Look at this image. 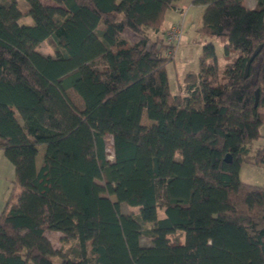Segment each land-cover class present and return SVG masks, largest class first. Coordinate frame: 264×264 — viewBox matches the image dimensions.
I'll return each instance as SVG.
<instances>
[{"label":"trees","instance_id":"16d2710c","mask_svg":"<svg viewBox=\"0 0 264 264\" xmlns=\"http://www.w3.org/2000/svg\"><path fill=\"white\" fill-rule=\"evenodd\" d=\"M24 1L0 0V264H264V186L239 175L264 166V0H191L201 54L177 92L150 32L178 0Z\"/></svg>","mask_w":264,"mask_h":264},{"label":"rangeland","instance_id":"374dc122","mask_svg":"<svg viewBox=\"0 0 264 264\" xmlns=\"http://www.w3.org/2000/svg\"><path fill=\"white\" fill-rule=\"evenodd\" d=\"M18 5L20 7H25L26 3L24 0H19ZM200 8H201L200 5H195V4H189L188 6H186V13L182 22V36L174 52V59L167 64V75H168L170 89L172 92L178 91V84L188 70L190 69L196 70L198 67V57L201 54V47H202V37L197 32V28L201 24V17H202V11ZM174 17L175 15L170 16V18H174ZM21 21L27 24L33 23L32 18L30 16L22 17ZM185 27L187 33L185 32ZM154 35L155 34L153 32H150L151 38H153ZM131 37H134V35H131ZM213 41L215 45L217 58L219 60V63L222 64L223 63L222 44L217 38H213ZM95 44L100 51L103 50V48L100 47L99 44H97L96 42ZM38 49L41 52L51 53L52 48L50 45V41L44 40L42 43L39 44ZM143 116H144L143 122L149 123V119L145 115ZM260 132H261V137H259L257 142L260 141L264 142V123L260 127ZM108 143H110V141ZM39 151L40 152L44 151V145L39 146ZM108 156L109 158L112 159L111 154H109ZM40 158H41L40 155H38V160ZM239 173L242 180L249 183H255L264 186V167L252 165L245 162L241 165ZM110 197L112 200H115V197L113 195H110ZM119 206L122 212L135 211L137 209V207L128 206L123 202H121ZM46 235L50 239V241L52 242L55 248H59L60 246L65 245V243L61 240L60 232L47 231ZM177 237L178 239L181 240L182 239L181 233H178ZM172 239H175V236L172 237ZM68 245L69 244H66L65 246Z\"/></svg>","mask_w":264,"mask_h":264},{"label":"crops","instance_id":"0c3cea01","mask_svg":"<svg viewBox=\"0 0 264 264\" xmlns=\"http://www.w3.org/2000/svg\"><path fill=\"white\" fill-rule=\"evenodd\" d=\"M255 0H248V4L253 7L255 5ZM189 4H193L191 2V0H178L177 1V7L176 8H171L168 9L166 14H165V18H164V22L162 24V26L160 27V29L158 30V32H155L156 37L162 38L163 32L165 31L166 28H168V26H170L171 24L174 23H181L183 22L182 20V15H181V9H184V16L186 13V6H188ZM200 9L201 11H203V5H200ZM175 15L174 18H170V16ZM188 15V13H187ZM186 15V17H187ZM184 19V17H183ZM185 21V20H184ZM187 25V24H186ZM185 25V26H186ZM185 32L187 33L186 27H185ZM195 70V69H192ZM261 143V141H260ZM43 152L39 151L40 157L42 156ZM38 157V156H37ZM40 160H37L38 163H40ZM260 167H264L261 166ZM14 175H15V171H14V166L12 164V162L5 156L4 152L2 149H0V212L2 211V208L6 202V200L8 199V196L11 192V188L13 185V181H14Z\"/></svg>","mask_w":264,"mask_h":264},{"label":"built area","instance_id":"2783aa9c","mask_svg":"<svg viewBox=\"0 0 264 264\" xmlns=\"http://www.w3.org/2000/svg\"><path fill=\"white\" fill-rule=\"evenodd\" d=\"M182 36V24L174 23L168 26L165 29L162 35V42L168 46H172L170 49L167 50L168 55H173L176 50V47L181 39Z\"/></svg>","mask_w":264,"mask_h":264},{"label":"water","instance_id":"95a60500","mask_svg":"<svg viewBox=\"0 0 264 264\" xmlns=\"http://www.w3.org/2000/svg\"><path fill=\"white\" fill-rule=\"evenodd\" d=\"M259 47L256 48V50L253 52V54L251 55V57L249 58L247 64H246V68H245V74L247 73V69H248V65H249V62L251 61V59L253 58V56L257 53ZM257 93V92H256ZM226 160L230 161V156L229 154L226 155Z\"/></svg>","mask_w":264,"mask_h":264}]
</instances>
